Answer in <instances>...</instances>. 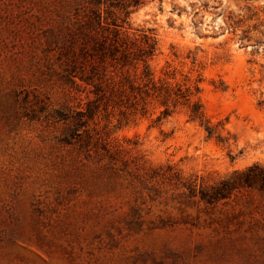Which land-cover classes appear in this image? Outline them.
Masks as SVG:
<instances>
[{"label": "rangeland", "instance_id": "1", "mask_svg": "<svg viewBox=\"0 0 264 264\" xmlns=\"http://www.w3.org/2000/svg\"><path fill=\"white\" fill-rule=\"evenodd\" d=\"M90 4L0 0V264H264V0H144L149 75L67 61Z\"/></svg>", "mask_w": 264, "mask_h": 264}, {"label": "trees", "instance_id": "2", "mask_svg": "<svg viewBox=\"0 0 264 264\" xmlns=\"http://www.w3.org/2000/svg\"><path fill=\"white\" fill-rule=\"evenodd\" d=\"M143 1L90 0L91 4L84 14L77 12L75 26L70 31L69 47L64 50L67 61L77 63L83 57L94 65L99 60L96 57L102 59L109 54L116 58L119 54L126 61L142 60L145 75H149L147 58L153 53L155 44L152 36L142 34L140 43L137 44L126 41L121 31L132 8L138 7ZM192 118L203 119L200 104L197 102L193 105ZM245 176L247 182H258L264 188V167L254 164L248 168ZM216 192L225 193L220 188Z\"/></svg>", "mask_w": 264, "mask_h": 264}]
</instances>
